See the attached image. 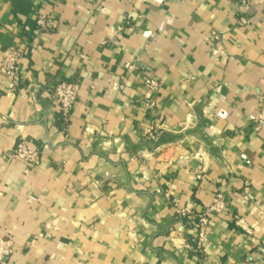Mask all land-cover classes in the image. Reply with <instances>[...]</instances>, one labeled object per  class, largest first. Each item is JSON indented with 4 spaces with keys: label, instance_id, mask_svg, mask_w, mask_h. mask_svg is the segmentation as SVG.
<instances>
[{
    "label": "crops",
    "instance_id": "0c3cea01",
    "mask_svg": "<svg viewBox=\"0 0 264 264\" xmlns=\"http://www.w3.org/2000/svg\"><path fill=\"white\" fill-rule=\"evenodd\" d=\"M246 14L239 25L233 0H0V64L15 46L24 75L11 90L0 71L8 264H264V0ZM40 15L55 27L39 30ZM63 81L80 85L67 118ZM150 121L164 124L155 138ZM22 138L35 167L10 156ZM217 191L229 208L199 249L173 206L196 219Z\"/></svg>",
    "mask_w": 264,
    "mask_h": 264
},
{
    "label": "built area",
    "instance_id": "2783aa9c",
    "mask_svg": "<svg viewBox=\"0 0 264 264\" xmlns=\"http://www.w3.org/2000/svg\"><path fill=\"white\" fill-rule=\"evenodd\" d=\"M238 5L240 12V18L238 20L239 25H246L248 23V16L246 9L250 0H233ZM55 27V22L46 15H40L37 20V28L39 30H48ZM213 37L216 39H223L224 35L213 32ZM219 50V49H218ZM217 52V51H215ZM22 59L23 53L21 49L13 46L7 48L4 51L3 59L0 64V71L10 78L9 88L14 90L24 79L22 71ZM125 69L127 72H137L139 67L135 59H129L125 63ZM144 86L149 91H158L160 88V82L152 77L143 76L142 78ZM80 92V85L78 82L63 81L58 83L53 88V98L59 104L61 116L67 118L72 107L75 105ZM147 110L154 114V101L147 100L145 102ZM256 130H264V93L259 97V107L257 114L253 120ZM164 124L159 122L150 121L149 125L145 128V133L151 137H157L158 133L163 130ZM10 156L14 159L20 160L29 164L30 167H35L40 161L41 151L36 147L32 140L22 138ZM176 214L180 217H193L194 225L197 228L198 248L200 249L208 240L209 225L214 217L225 213L228 208V201L224 193L217 191L214 194L212 202L205 208L203 212L195 216L193 212L187 208L174 204L173 206ZM15 251V242L11 235H0V264H8L9 259L12 257Z\"/></svg>",
    "mask_w": 264,
    "mask_h": 264
}]
</instances>
